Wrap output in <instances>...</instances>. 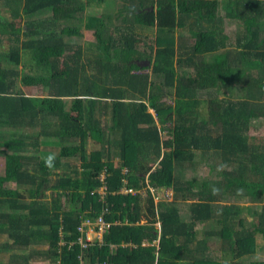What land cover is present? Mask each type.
Listing matches in <instances>:
<instances>
[{
  "label": "trees",
  "instance_id": "1",
  "mask_svg": "<svg viewBox=\"0 0 264 264\" xmlns=\"http://www.w3.org/2000/svg\"><path fill=\"white\" fill-rule=\"evenodd\" d=\"M4 39L0 264H264V0H0Z\"/></svg>",
  "mask_w": 264,
  "mask_h": 264
},
{
  "label": "rangeland",
  "instance_id": "2",
  "mask_svg": "<svg viewBox=\"0 0 264 264\" xmlns=\"http://www.w3.org/2000/svg\"><path fill=\"white\" fill-rule=\"evenodd\" d=\"M119 3H117V5H116V8H118L119 7ZM121 7V6H120ZM90 10V11H89ZM97 12L98 13V8H88V12H91V13H94V12ZM1 12L4 14V16L6 17V18H10V12L7 10V9H5V8H1ZM21 23V22H20ZM67 40L69 41V42H78V43H80L81 45H83V46H86V45H88L89 43H92V44H95V43H97L96 41V38H95V36H94V34H93V31H90V30H83V35H82V37H68L67 36ZM9 49V41L8 40H6V39H4L3 40V42L0 44V52H5V51H7ZM218 70L219 71H221L222 70V65H221V67H219L218 68ZM217 78L218 77H216V78H214L215 80H217ZM27 83H25V84H20L21 85V88L23 89V91L26 93V94H28V95H32V96H34V95H41V94H45V93H47V91L42 87V86H40V85H37V81L36 80H29V81H26ZM224 91H225V93L227 94V95H230L231 94V98H233V99H235V98H238V97H241V98H243V97H245L246 95L244 94L245 93V90H244V88L240 85V87L239 86H237V85H235L233 88H232V85H230V86H227L225 89H223ZM223 95H225L224 93H222L221 91H220V93H219V96H223ZM204 98H207V97H204ZM264 119V118H263ZM262 133L264 134V130L262 129ZM169 135L168 134H166V133H163V137L164 138H167ZM263 138H264V135H263ZM100 147V144L98 143V142H96V141H94L93 139H90L89 140V144H88V150L89 151H92V150H94V149H98ZM49 149H51L54 153L55 152H57L58 151V147H49ZM113 159H114V161L116 162V164H119V161L117 160V158L116 157H113ZM197 161H199V160H197ZM68 162H70V164L72 165H74V166H78L79 165V162H78V159L77 158H70V159H68ZM199 165L197 166V169H199V172H202L204 175H210L211 174V171H210V168H209V166L206 164V163H203V162H201V161H199ZM4 169H5V160H4V158L3 157H1L0 156V173H3L4 172ZM217 174V173H216ZM213 175V174H212ZM104 177V175L102 176V178ZM146 181L145 182H143V185H144V189H141V191L143 192V195L145 196L146 194V192H145V190H146ZM9 186L11 187V189H10V194H13L14 193V188H16V187H20V189H24L23 187H21V186H19V185H16L15 183H9ZM125 190V189H124ZM101 192L103 193L104 192V189L102 188L101 189ZM163 193L167 196V198H169V199H171V197H172V193H173V191H172V189H168V190H165V191H163ZM47 194H48V198H49V196H50V192H47ZM143 196V197H144ZM155 199H156V201L158 200V196H155ZM219 199H220V197H219ZM241 203L242 202H246L245 201V199H243L242 201H240ZM247 210V209H246ZM245 213V215L248 217V219H250L251 218V215H249L248 214V212L246 211V212H244ZM244 215V214H243ZM146 221H147V219L146 218H143L142 220H141V223L143 224V223H146ZM156 226L158 227L159 226V224H156ZM104 231L105 230H103L102 232H101V230L99 229V230H97L96 231V233H97V235L95 234V233H92V231H90V232H88L87 233V235H86V238H88L90 241H93V240H95V239H99V240H101V238H102V236H103V233H104ZM95 238V239H94ZM259 241H260V239H259ZM74 243V242H73ZM259 253V255L261 256V257H263L264 258V251L262 252V251H259L258 252ZM45 263V262H44ZM43 263V264H44ZM46 263H48V262H46ZM40 264H41V262H40Z\"/></svg>",
  "mask_w": 264,
  "mask_h": 264
},
{
  "label": "clouds",
  "instance_id": "3",
  "mask_svg": "<svg viewBox=\"0 0 264 264\" xmlns=\"http://www.w3.org/2000/svg\"><path fill=\"white\" fill-rule=\"evenodd\" d=\"M87 219H85V220H83L82 221V224H81V226H83V231H81L84 235H87V233L88 232H90V231H92V233H95L96 235H97V233H96V231L97 230H95V229H98L97 227H98V225H96V220H94L92 223V225H90V226H88V225H84V222L86 221ZM99 230V229H98ZM102 232V231H101ZM81 239H82V237H80ZM80 238H79V241L78 242H80ZM95 239V238H94ZM86 241H88V242H92V241H90V240H87V238L85 239ZM85 240H83L82 239V241L83 242H85ZM94 241V240H93ZM81 243V242H80Z\"/></svg>",
  "mask_w": 264,
  "mask_h": 264
},
{
  "label": "built area",
  "instance_id": "4",
  "mask_svg": "<svg viewBox=\"0 0 264 264\" xmlns=\"http://www.w3.org/2000/svg\"><path fill=\"white\" fill-rule=\"evenodd\" d=\"M126 191H129V189L128 190H126ZM93 223L90 221V220H86L85 222H84V225H88V226H90V225H92ZM100 225V227H99V229L101 230V231H103L105 228H107V227H109L110 226V224H107L106 225V227H105V224H104V222H103V219L102 218H97V220H96V225ZM83 226H81V227H79V230L80 231H83ZM95 230H98V229H95ZM87 240H89L88 238H87ZM80 242H83L82 241V239L80 238Z\"/></svg>",
  "mask_w": 264,
  "mask_h": 264
},
{
  "label": "crops",
  "instance_id": "5",
  "mask_svg": "<svg viewBox=\"0 0 264 264\" xmlns=\"http://www.w3.org/2000/svg\"><path fill=\"white\" fill-rule=\"evenodd\" d=\"M231 28H233V26Z\"/></svg>",
  "mask_w": 264,
  "mask_h": 264
},
{
  "label": "bare ground",
  "instance_id": "6",
  "mask_svg": "<svg viewBox=\"0 0 264 264\" xmlns=\"http://www.w3.org/2000/svg\"><path fill=\"white\" fill-rule=\"evenodd\" d=\"M246 125V124H245Z\"/></svg>",
  "mask_w": 264,
  "mask_h": 264
}]
</instances>
